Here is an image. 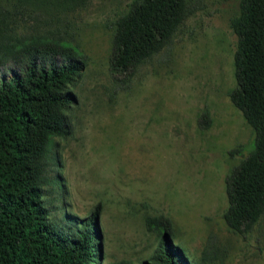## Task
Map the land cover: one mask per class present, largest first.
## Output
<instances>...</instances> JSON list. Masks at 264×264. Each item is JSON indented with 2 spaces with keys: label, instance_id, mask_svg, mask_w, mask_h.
<instances>
[{
  "label": "rangeland",
  "instance_id": "obj_1",
  "mask_svg": "<svg viewBox=\"0 0 264 264\" xmlns=\"http://www.w3.org/2000/svg\"><path fill=\"white\" fill-rule=\"evenodd\" d=\"M131 1L86 0L65 11L0 0L15 33L66 42L85 61L72 88L70 133L53 141L58 183L43 197L48 217L94 214L102 264L150 256L157 237L146 216L167 218L170 241L200 264H264V213L243 235L222 218L224 178L253 139L228 97L238 0H185L187 16L170 42L130 75L112 73L113 22ZM204 111L207 127L198 125Z\"/></svg>",
  "mask_w": 264,
  "mask_h": 264
},
{
  "label": "trees",
  "instance_id": "obj_2",
  "mask_svg": "<svg viewBox=\"0 0 264 264\" xmlns=\"http://www.w3.org/2000/svg\"><path fill=\"white\" fill-rule=\"evenodd\" d=\"M24 1L65 11L86 2ZM187 13L185 0H132L113 22L110 71L130 75L170 42ZM5 20L0 10V264H102L94 214L81 219L66 214L56 223L43 199L47 187L58 183L52 174L58 166L53 141L70 133L67 112L84 57L74 46L46 35L17 34ZM229 28L236 43L235 87L228 97L253 139L224 178L222 218L228 229L243 235L264 213V0H238ZM208 124L204 111L198 125ZM144 225L157 242L138 264H200L170 241L167 218L146 216Z\"/></svg>",
  "mask_w": 264,
  "mask_h": 264
}]
</instances>
